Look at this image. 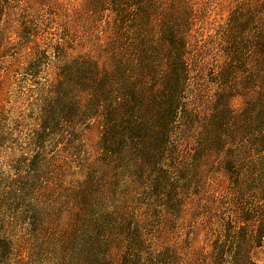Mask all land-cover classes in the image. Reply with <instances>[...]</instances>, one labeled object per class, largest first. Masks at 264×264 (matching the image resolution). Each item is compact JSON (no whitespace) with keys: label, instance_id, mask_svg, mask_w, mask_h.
I'll return each instance as SVG.
<instances>
[{"label":"rangeland","instance_id":"374dc122","mask_svg":"<svg viewBox=\"0 0 264 264\" xmlns=\"http://www.w3.org/2000/svg\"><path fill=\"white\" fill-rule=\"evenodd\" d=\"M138 3L146 9L151 47L160 43L159 60L171 50L163 26L166 33L180 24L181 96L199 121L194 130L182 128L188 140L182 132L172 135L180 152L189 155L218 93L228 95L234 111L255 96L264 73L250 46L264 26V0H0V264H83L96 236L107 243L98 253L112 264L123 254L151 264H209L205 253L221 219L256 203L255 192L236 196L219 163L222 151L185 157L178 172L166 171L168 185L157 186L147 169H128L130 158L109 163L99 156L97 120L78 121L77 106L68 109L76 90L67 84L66 98L48 101L66 60L84 57L104 67L128 50L136 24L130 8ZM233 18L239 22L232 35ZM233 47L241 62L228 59ZM165 63L155 67L153 85L168 74ZM41 110L45 131L34 137ZM254 156L243 153L240 183L250 177L244 169ZM253 251L264 264L263 251Z\"/></svg>","mask_w":264,"mask_h":264},{"label":"trees","instance_id":"16d2710c","mask_svg":"<svg viewBox=\"0 0 264 264\" xmlns=\"http://www.w3.org/2000/svg\"><path fill=\"white\" fill-rule=\"evenodd\" d=\"M130 10L134 13L136 24L130 30L132 38L126 47L128 50L104 67L84 57L66 60L60 68L62 74L49 90L54 96H48V101L54 103L58 96L66 98L67 84L72 93L76 90L79 97L76 99L73 94L68 97V109L76 110L77 106L75 116L78 121L97 120L100 126L99 156L106 157L109 163L122 157L130 158L128 169L135 174L147 169L154 176L153 182L157 186L159 182L168 185L166 171L172 168L178 172L185 157L195 156L199 150L222 151L219 163L226 170L231 185L236 186V196L241 197L245 190L255 192L256 203L245 209L237 207L225 220L221 219L220 230L205 255L209 264H259L253 253V249L258 247L263 251L264 262V76L257 80L255 96L246 101L239 111L232 109L228 95L218 93L207 118L200 123L201 130L196 133L192 145H188L189 155H184L180 152L178 141L175 144L172 142V135L182 132L186 138L182 128L194 130L199 121L183 105L181 96L186 67L182 60L180 24L175 23L166 33L163 26L162 41L164 46L169 42L171 50L159 60L160 43L156 47L150 45L145 6L138 3ZM238 20H231L232 35L236 32ZM253 38L255 41L250 46V53L255 65H263L257 71L264 73V26L261 33ZM237 39L239 37L235 35L233 40ZM241 44L235 42V48L240 49ZM151 49L158 55L157 65L151 63ZM226 53L230 54L228 59L231 58L232 62H241L235 57L234 47L232 53ZM164 60L166 63L163 66L168 74L159 77L160 81L153 85L155 67ZM225 67L216 73L218 78L224 77ZM40 115L34 137L45 131L43 121L46 116L42 110ZM246 151L256 156L244 169L246 176L250 177L240 183L243 177L240 162ZM238 167L241 173L238 170L233 172ZM97 225L105 226L104 223ZM72 226V222L68 224V237ZM97 238H89L90 246L86 244L84 253L89 252L83 255V264H112L105 255L98 253V249L107 243L104 241L101 246ZM159 256V253L156 254L152 261ZM148 261H139L136 255L130 258L123 254L119 264L152 263Z\"/></svg>","mask_w":264,"mask_h":264}]
</instances>
